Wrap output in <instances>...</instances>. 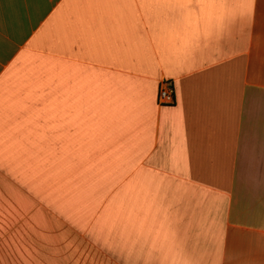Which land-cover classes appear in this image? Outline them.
Instances as JSON below:
<instances>
[{
  "label": "crops",
  "instance_id": "0c3cea01",
  "mask_svg": "<svg viewBox=\"0 0 264 264\" xmlns=\"http://www.w3.org/2000/svg\"><path fill=\"white\" fill-rule=\"evenodd\" d=\"M0 264H264V0H0Z\"/></svg>",
  "mask_w": 264,
  "mask_h": 264
},
{
  "label": "built area",
  "instance_id": "2783aa9c",
  "mask_svg": "<svg viewBox=\"0 0 264 264\" xmlns=\"http://www.w3.org/2000/svg\"><path fill=\"white\" fill-rule=\"evenodd\" d=\"M175 101V88L173 82L167 79L162 80L158 89L159 105H173Z\"/></svg>",
  "mask_w": 264,
  "mask_h": 264
}]
</instances>
